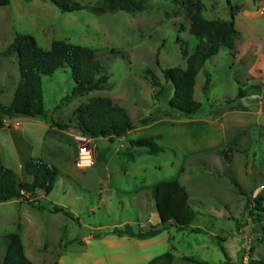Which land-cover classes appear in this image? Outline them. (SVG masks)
<instances>
[{"label":"rangeland","instance_id":"374dc122","mask_svg":"<svg viewBox=\"0 0 264 264\" xmlns=\"http://www.w3.org/2000/svg\"><path fill=\"white\" fill-rule=\"evenodd\" d=\"M73 1L89 6L99 0ZM177 1L148 0L146 10L135 14H96L88 10L62 13L50 0H11L8 6L0 7V90L4 105L11 103L20 80L17 56L6 54L18 35L35 38L45 50L51 49L54 40L91 48L109 78L107 89L58 110L73 91L71 71L63 69L43 78L46 110L55 121L71 124L69 130L84 138V145L59 139L62 148L53 151L51 158L59 170L57 183L49 195L36 191L32 199L40 200L46 208H65L78 221L27 203L0 204V264L9 234L20 235L33 264H57L63 257H71L66 259L70 261L75 254L85 253L95 239L118 237L115 229L130 225L136 231L149 230L153 226L149 221L156 218L152 191L171 180L183 183L189 203L198 213L193 228L203 232H179L173 227L163 230L171 238L169 254L173 257L158 264H226L220 245L234 264L264 261V211L251 215L255 198L264 197V80L248 84L252 80L248 74L252 57H264V0H203L204 15L209 20L229 21L231 8H239L235 17L239 32L236 44L244 50L237 55L235 50L222 49L210 59L201 70L195 94L203 105L200 116L220 117L227 113L221 112L225 102L235 100L241 87L248 89L251 95L238 101L244 113L237 124L242 136L235 147L186 164L184 153L176 149L168 135L158 141L163 152L151 154L147 149L131 147L130 140L144 138L141 134H128L114 141L90 140L77 132L73 121L79 105L94 97L112 99L127 110L137 126L156 110L169 108L172 89L163 70L186 67L182 45L189 54L198 45L189 32L185 0ZM250 45L255 46L259 56L246 50ZM147 69L166 88L158 101ZM207 74L212 77L209 93L203 90ZM50 141L57 140L48 137L47 144ZM81 148L91 152V164L82 160L79 165ZM7 165L22 181L16 164ZM231 261L228 264H233Z\"/></svg>","mask_w":264,"mask_h":264},{"label":"trees","instance_id":"16d2710c","mask_svg":"<svg viewBox=\"0 0 264 264\" xmlns=\"http://www.w3.org/2000/svg\"><path fill=\"white\" fill-rule=\"evenodd\" d=\"M62 13H74L88 10L96 14L123 11L135 14L146 10L148 0H99L96 5L84 6L73 0H50ZM177 1V0H176ZM178 2V1H177ZM11 0H0V7L8 6ZM186 17L190 22L189 32L198 40V45L192 54L188 53L185 44L182 45L183 59L186 67H174L163 70L167 84H171L172 94L167 110H156L135 125L123 107L116 105L108 97H94L87 103L81 104L73 114V121L81 135L88 139L106 138L110 141L127 136L136 128L145 127L164 119L192 120L201 115L203 105L195 99V85L200 71L206 63L219 54L222 49L235 50L239 32L235 26V17L239 8H231V20H209L205 17L206 6L203 0H185ZM18 58L20 80L9 105L1 102L3 91L0 90V128L5 127V117L40 119L61 131L72 128L71 124L56 122L44 105L43 78L51 77L57 71L69 69L71 71L74 88L66 96L60 109L76 99L84 98L90 93L103 91L108 87L109 78L104 74V67L97 57V52L91 48L74 45L67 40H54L50 50L39 46L35 38L28 35H18L6 52ZM154 98L158 101L166 88L160 79L150 70ZM212 77L206 75L204 91L211 90ZM251 95L248 89L240 88L235 100L225 102L221 112L244 110L239 100ZM133 148L147 149L151 154L163 152L158 138L145 137L130 140ZM25 171L31 181H21L11 169L0 164V204L13 200L27 203L31 207L47 210L51 214H63L74 221H78L67 209L51 205L46 208L40 200H33L36 191L49 195L58 180L59 170L40 158H32L25 164ZM244 195V193L241 192ZM155 209L160 222L149 230L136 231L126 225L123 230H114L119 237L130 236L140 240L150 239L159 235L163 230L173 227L179 232L202 233L203 230L194 229L198 213L191 207L190 196L182 184L177 180L157 185L152 191ZM251 215L255 212L263 213L264 197H256ZM260 218V214L258 215ZM261 221V219L259 220ZM6 254L2 264H33L26 256L22 239L19 234L6 236ZM226 258V264L231 259L225 248L220 245ZM171 254H165L154 259L150 264H158L162 260L171 259ZM254 264H264V261H254Z\"/></svg>","mask_w":264,"mask_h":264},{"label":"crops","instance_id":"0c3cea01","mask_svg":"<svg viewBox=\"0 0 264 264\" xmlns=\"http://www.w3.org/2000/svg\"><path fill=\"white\" fill-rule=\"evenodd\" d=\"M236 20L235 26H237ZM250 49L252 56L253 51H255V55L259 56L257 54L258 50L255 49L254 45L248 46L246 50ZM243 50L239 45L235 44V54L240 55ZM250 65L248 74L252 80L248 81V84L257 82L254 81L255 79L264 80V57L261 58L259 56L257 59L252 57ZM198 77L195 85V94ZM18 83L19 81L16 82L15 90ZM243 113L244 110H233L224 113L220 117L198 116L192 120L164 119L142 127V129L136 128L129 135L141 134L144 138H158V141L163 136L168 135L176 149L184 153L185 163L190 164L207 160L216 152L235 147L240 136H242L238 133L237 124L241 122L240 115ZM77 132L79 133L80 131L77 130ZM48 137L55 138L57 141H50L47 144ZM61 138L65 139V142L80 143L79 146L81 147L84 145V138H80L72 130L61 131L40 119L5 117V127L0 128V164L6 168L7 164H16L15 169L17 168L22 181H29L30 177L25 171L27 161L32 158H40L45 163L52 165V152H58V148H62L59 140ZM89 153L91 156L89 150L83 148L79 150L77 160L80 166L82 160L83 163H90ZM180 183L183 186V183ZM10 202L20 203L16 200ZM196 220L194 223H196ZM159 222V215L156 211V218L149 221V224L158 225ZM95 240L96 242L93 243V246L85 252L86 254L81 251L75 254L70 261L66 259L71 257H63L57 264H150L154 259L169 254L171 249V238L169 234H164V232L145 240L130 236H110L107 239ZM232 263L234 264L235 261Z\"/></svg>","mask_w":264,"mask_h":264},{"label":"bare ground","instance_id":"6f19581e","mask_svg":"<svg viewBox=\"0 0 264 264\" xmlns=\"http://www.w3.org/2000/svg\"><path fill=\"white\" fill-rule=\"evenodd\" d=\"M86 160L88 161V159H86ZM90 164H91V161H90ZM90 164H89V165H90Z\"/></svg>","mask_w":264,"mask_h":264},{"label":"built area","instance_id":"2783aa9c","mask_svg":"<svg viewBox=\"0 0 264 264\" xmlns=\"http://www.w3.org/2000/svg\"><path fill=\"white\" fill-rule=\"evenodd\" d=\"M264 9V8H263ZM92 163V162H91Z\"/></svg>","mask_w":264,"mask_h":264}]
</instances>
